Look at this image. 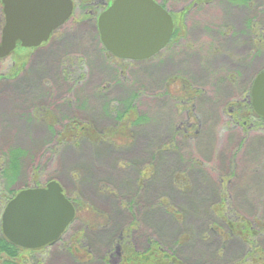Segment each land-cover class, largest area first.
I'll list each match as a JSON object with an SVG mask.
<instances>
[{
	"label": "rangeland",
	"instance_id": "obj_1",
	"mask_svg": "<svg viewBox=\"0 0 264 264\" xmlns=\"http://www.w3.org/2000/svg\"><path fill=\"white\" fill-rule=\"evenodd\" d=\"M156 1L174 16L180 37L153 59L114 58L100 41L98 13L81 21L78 8L48 47L34 51L26 73L2 90L0 223L12 196L53 180L78 206L62 249H79L76 240L85 239L86 229L76 234L79 224L109 229L107 238H90L95 251L89 259L97 256L92 264H102L109 240L117 242L131 225L190 264H264L248 256L251 248L241 237H225L228 226L217 205L226 197L230 219H250L264 250V121L248 113L243 126L230 114L237 103L249 105L253 81L264 70L257 43L264 40V0ZM193 89L197 94L189 96ZM133 100L131 118L146 120L128 123L116 137L106 133ZM47 109L64 124L75 117L88 122L84 132L94 133L95 124L102 135L60 145L48 130L60 119ZM11 150L26 154L13 156L15 182L2 173ZM223 172L234 176L218 181ZM63 256L56 264H73Z\"/></svg>",
	"mask_w": 264,
	"mask_h": 264
},
{
	"label": "water",
	"instance_id": "obj_2",
	"mask_svg": "<svg viewBox=\"0 0 264 264\" xmlns=\"http://www.w3.org/2000/svg\"><path fill=\"white\" fill-rule=\"evenodd\" d=\"M5 26L0 59L20 42L38 48L72 17V0H2ZM104 48L115 58L141 61L162 52L175 31L168 10L154 0H114L98 18ZM251 106L264 118V70L254 79ZM76 210L58 181L21 190L6 205L1 224L5 238L17 247L36 250L56 243L75 219Z\"/></svg>",
	"mask_w": 264,
	"mask_h": 264
},
{
	"label": "flooded vegetation",
	"instance_id": "obj_3",
	"mask_svg": "<svg viewBox=\"0 0 264 264\" xmlns=\"http://www.w3.org/2000/svg\"><path fill=\"white\" fill-rule=\"evenodd\" d=\"M72 1L74 4V11H73L72 17L75 15V12L78 8H82V11H83L82 13H84L82 18H81V21L91 20L93 18L92 15H94L95 12L98 13L97 14V28H98L99 16L103 12H105L114 2V0H72ZM154 1L157 2L156 0H154ZM157 3L163 7V5L161 3H159V2H157ZM163 8H165V7H163ZM169 13H170V11H169ZM182 13H184L186 15L185 12H181V14ZM171 16L174 20L175 31H176V20L174 19V16L172 14H171ZM72 17L69 19V21L67 23H69L73 19ZM81 21H78L77 23H80ZM4 26H5L4 7H3L2 0H0V44L2 43V34H3ZM61 28L56 30L54 33H56L57 31L59 32V30ZM175 31H174L173 37L171 38L167 47L169 45H173L174 43H176L177 38L180 37V36L176 35ZM54 33L51 35L48 42L42 44L38 48H24V47H22L21 43L18 42L16 48L8 56L0 59V69H1L0 70L1 71L0 72V96H2L1 95L2 90L7 89L8 87L11 86L12 83L14 84L16 82L15 79H16V77H18L20 75V73H23V72L26 73L27 65L30 63V60L32 58L34 51H37L41 48L48 47L52 43L54 38L58 37V36H55L53 38ZM99 38H100V35H99ZM254 39H256L255 36L253 38V41H254ZM160 53L161 52H159L158 54H156L155 56H153L152 58H149L147 60L132 61V62H140V63L147 62V61L153 59L154 57H156L157 55H159ZM116 59H118V58H116ZM124 61H128V60H124ZM250 93H251V90H250ZM250 93H249L248 97H249V105L251 106ZM251 108H252V106H251ZM235 111L233 113L232 112L230 113L231 118L233 120H234L233 116L235 114ZM254 114H255V112H254ZM77 221H78V210H76V215H75L74 221L66 229V231L61 235L59 240L56 243L49 244L43 248L36 249V250H27V249L17 247L13 244L14 247L18 248L17 254L16 255H9L6 253H1L0 259H2L1 261H3L2 264L7 263L8 261H12L14 263L15 259H31L32 264H47V263L48 264H56V263H60V261H62V259H66V256L62 257V255H64V254H67V257L70 258L69 260L73 264H92V263H95L97 260L96 259L97 256H95V259H89V258H92L94 256L93 251H95V247H94L95 245L92 243L90 238H91V236L94 238L95 236H103V235H105L107 238L108 233H109V229L105 225H102V224L96 225V226L95 225L92 226V225H88V224H84V223L82 225L79 224L78 225L79 228L76 230V234H80V232L83 231L82 227L84 225V227L86 228L84 230V233H85L84 238L85 239L84 240L81 239V241L76 240V244H80V245H78L79 249L78 248L75 249V251H74L75 253H73L71 251V249H68V250H66L65 248L62 249V246H66V245H64L66 241H64L63 238L69 232L70 228L74 224H76ZM92 227H94L93 230H91ZM121 230H122L121 236L118 238L117 242L114 243L112 238L109 240V242H108L109 247H108V249H106L105 255L103 256L102 259H99L102 264H123L125 259H129V257L125 256V251L123 248V247H125L124 244L131 243L133 245V247L135 248V250L138 252H147L152 246H155L154 235L152 237H150L149 234L144 233L145 234L144 235L143 231H141V229H139L137 226L131 225L127 229L122 228ZM146 232H148V231H146ZM76 234L72 235V240H75ZM87 234L89 235L88 237H87ZM0 237H5L3 235L1 223H0ZM142 240H143V243H146L145 247L139 248L140 244L142 243ZM149 242H151V243H149ZM156 244H157V246H159L158 243H156ZM59 247H61V250L63 252L61 251L60 253H58V255H55V253H53L52 250L58 249ZM158 248H160V247H158ZM22 253H26V255L23 257L21 255ZM74 256H76V258H74ZM77 256H78V259H77ZM85 257H87L88 259H85ZM57 258H59V259H57ZM8 263H11V262H8ZM188 263L189 262L186 260V264H188ZM247 263H249V260L245 261V263H242V264H247ZM14 264H16V263H14Z\"/></svg>",
	"mask_w": 264,
	"mask_h": 264
},
{
	"label": "trees",
	"instance_id": "obj_4",
	"mask_svg": "<svg viewBox=\"0 0 264 264\" xmlns=\"http://www.w3.org/2000/svg\"><path fill=\"white\" fill-rule=\"evenodd\" d=\"M199 1L202 2L204 0H199ZM242 1H244V0H242ZM245 1L248 2V0H245ZM163 7H165V6L163 5ZM183 14L184 13H182L180 15H183ZM175 32H176L177 36L180 33V32H178V30H176ZM257 43L259 44V48H264L263 38H261V41L260 40L257 41ZM197 92H198L197 90L193 89V90H190V92H188V93H190L189 96H191V95L197 94ZM134 101L135 100H133L132 103L130 102V104L127 103L124 105L125 112L122 115L118 114L117 116H115L116 126H111V128H108L107 130L104 129L106 133L116 137L119 134V131L121 130V128H123L128 123L131 124L133 127L137 123H140L142 120H146V117H144V116H138L137 120H133L131 118L132 114L137 113V106H135ZM235 106H236V111H235V114L233 116L234 121L240 125L241 124L243 126L246 125L248 118H246L244 116L248 113L254 114L253 109L251 108L250 105L241 104V103H237V104H235ZM128 110H130V111H128ZM47 111L54 118L60 119V117H58L54 112H52L48 109H47ZM256 117L259 120L264 121V118H261L258 116H256ZM62 122L63 121L60 119L59 121L56 122V125L53 123L52 125H50V128L48 129L51 131V133H53L56 136V139L60 145L65 143V142H69V141H71V143H76L78 140H82L86 136L90 137V139H91V137H97V136L100 137L102 135V133L97 129V126L95 124H92V126H91V128L94 129L93 131H95L94 133L84 132L89 127V125L87 124L88 122L82 121L81 118L75 117L73 120H71L69 122H65V124H64V122L63 123ZM80 130L82 132L78 136L77 133H79ZM18 151H19L18 153H14V150H11L9 156L7 155L8 156L7 159H9L10 165H9L8 169H6V170L4 169V171H2V173L4 174L6 179H8L10 182H15L13 180L12 176L9 175V171H10L9 168L14 167V164H15V158L13 156L15 154H19L21 157L26 155L22 151H20V150H18ZM54 153H56V156H57V150H55ZM4 158L5 157L2 154V156H0V159H4ZM56 158L58 159V156ZM34 170H36L38 172L40 170V168L37 167ZM218 175H219L218 181H220V180H223L224 177H229V178L233 177L234 173L232 174V173H224L223 172V173H221V175L220 174H218ZM16 179H17V177H16ZM50 181H53V180H50ZM50 181H48L47 183H49ZM37 183H35V184H37ZM219 184H221V183H219ZM34 187L36 188V187H43V186L36 185L33 187H27L24 189H29V188H34ZM223 189H225V188H223ZM15 195L12 196V198L15 197ZM12 198H10V200ZM68 199L72 202L75 209L78 210V208H77L78 206L75 203V201L72 200L70 197H68ZM227 201H228V198L224 197L217 203V205L222 210V212H220V217L223 219L224 223L226 222L225 224H227V226H228L227 227L228 232H227L225 237L228 240H230L231 237H234V235L241 237L242 240L245 243H247L251 248L250 252L248 253L249 257L255 256L258 259L264 258L263 248L258 244V242L256 240L253 239V236L258 235L259 230L257 228H255V232H254V228H252L251 220L246 218V217L239 216L235 220L230 219L228 214H225V213H227V211H226L227 206H228ZM130 209L133 210L132 208H130ZM257 222H259V220H257ZM259 224H260V222H259ZM260 226H262V224ZM245 234H247V235H245ZM154 240H155V246H152L147 252L136 251L131 243L124 244L125 247H123V248L125 251V256L129 257V259H125L123 264H186V260L181 257V255L178 253L179 251L178 252L174 251V250L172 251L171 249L166 248L165 246L163 247L162 244L159 241H157L156 239H154ZM149 243H151V242H149ZM156 243H158L159 246H157ZM158 247H160V248H158ZM17 252H18L17 247H14L13 244H11L5 237H0V254L6 253L9 255H16ZM262 254H263V256H262ZM241 263H244V262H241ZM5 264H14V263L13 262H11V263L7 262Z\"/></svg>",
	"mask_w": 264,
	"mask_h": 264
}]
</instances>
